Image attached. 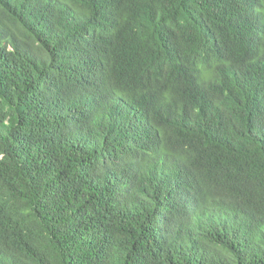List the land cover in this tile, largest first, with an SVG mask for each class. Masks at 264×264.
I'll use <instances>...</instances> for the list:
<instances>
[{
  "label": "trees",
  "instance_id": "16d2710c",
  "mask_svg": "<svg viewBox=\"0 0 264 264\" xmlns=\"http://www.w3.org/2000/svg\"><path fill=\"white\" fill-rule=\"evenodd\" d=\"M0 264H264V0H0Z\"/></svg>",
  "mask_w": 264,
  "mask_h": 264
}]
</instances>
